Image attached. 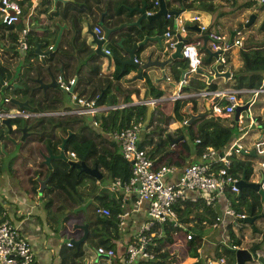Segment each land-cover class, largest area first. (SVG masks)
Segmentation results:
<instances>
[{
  "label": "trees",
  "instance_id": "1",
  "mask_svg": "<svg viewBox=\"0 0 264 264\" xmlns=\"http://www.w3.org/2000/svg\"><path fill=\"white\" fill-rule=\"evenodd\" d=\"M94 1H96V4L100 2L98 0H83L81 4L74 1H67L64 4H62L61 2H56L54 9H50L47 8L46 5L51 4V0H47V2L45 3L46 5L44 6L45 8L43 13L46 17V20L52 21L54 27L53 33H56L59 25L58 23L61 20L69 25L67 28H65V31H67V34L71 32V37H64L65 48H62L61 46L63 42L62 38V41H59L60 44L57 45L55 50L50 53L48 57L44 58V60H46L49 67L52 68L54 76H57V73H59L61 78L64 80L73 77L74 82L73 84H71L69 92L63 91L57 85H55L54 87L46 88L44 94H42L41 90L38 88L31 89L34 83L29 78L30 76H34L35 71L41 77H44L46 75L44 66H41L40 64L34 66L25 65L24 69H22V72L17 71L21 73L16 72V77H14V79L17 81L16 83L20 84L22 88H17L18 86L8 88L10 92H21L22 97H25L28 100L30 107L28 108L26 106H22L21 109L37 112L50 110L57 105V102H59L58 93L60 91L67 93V96L69 97L72 95V93H75L76 97L81 96L84 97L85 100L94 99V104L96 105L115 104L119 101L120 97H123V100H128V94H124V90H128L129 88H124L120 84L119 79L124 73L127 72L130 66H126L124 69L120 70L119 65H117V67L112 71L111 74H104L103 72H101L99 57L93 53V50L92 48H90L89 43L87 41H84V38L80 35L82 20L80 14L82 11L83 13L84 11L85 13L86 11L91 13V3ZM112 1L125 3L128 0H107L106 5L109 6ZM191 2H195L194 5H196V8H200L206 11H213L214 9V4L208 0H192ZM191 2L189 1L186 4H190ZM149 3L151 5L152 0H150ZM251 4H253L252 0H244L239 4V6L247 7ZM119 6L123 7L122 4ZM105 8L109 9L108 7ZM22 16L23 10L21 17L13 25L5 26L0 23V42L3 43L5 41H8L14 47V50L11 53L5 50L3 47L0 50L4 54H9L8 56L10 57L11 55L17 54V49H15L17 46V32L21 30L25 23H23ZM121 20L122 17L117 18V21ZM95 25H97V23H95ZM35 33V30L28 29L25 34L28 48L24 50V56L27 60L29 59L28 57L34 55V41H39V38L37 35H35ZM139 38L140 35H138L135 39ZM46 43H48V41ZM73 48L76 50V53L74 55L71 53ZM82 51L86 52L85 56H77L79 52ZM237 53L241 62V68H238L237 70L231 72V76L227 79L231 80V84H229L230 87L237 88L241 85L251 88L259 87L264 75V41L257 42L242 39L240 41V46L238 47ZM200 60L203 63L207 62L205 58H202ZM60 63H62L61 70L58 71L57 68ZM178 65L185 66L184 60L181 59ZM241 70L242 72H239ZM171 73L174 79L178 78L179 71L177 69H174L172 67ZM11 74L12 71L8 69V66L0 62V79L8 82L12 78L10 77ZM197 75V72L192 73V75L190 74V76L186 79V83L182 85L180 89L194 90L201 88L205 83ZM216 87V83H208L209 89H213ZM150 93L151 98L157 99L161 96L162 91L159 89H150ZM7 96L8 95H3L2 100H4V98H7ZM6 103L13 106L11 103ZM195 104L196 103L193 98H176L174 100L168 101H154V106L150 111L149 119L145 122L144 125V138L140 145H143V143L150 145L148 153L151 157L155 158V161H160L164 164L177 165L180 163L178 158L182 157L181 155L183 151L180 148L174 150H166L163 148V145L166 143V141L171 140L172 138L174 139L176 135L171 138L170 136H168V133L162 134L164 128L159 126L160 123L166 125L171 120L182 122L183 126L186 128V140L191 142L192 149L198 156L202 151H204L205 148L212 147L218 149L228 141L230 130L225 124H222L220 121V117H228V115L213 116L207 113L203 116H198L191 119L188 123H186L185 121L183 122L184 119L188 118V113L184 109L185 106L188 107L190 112H194ZM146 112L147 107L145 104L128 105L121 108L115 107L107 110L106 112H95L92 119L96 121L97 129H89L87 133L88 135L75 133L71 140H73L74 138L78 140L88 139V143L85 144L84 150H82L84 151L82 153H85V159H90V164L96 163L101 174L102 172H106L110 175L112 181L115 179V177H119L121 182H125L130 175V164L127 161H124V159L122 158L117 143L113 140L107 139L102 134L101 130L107 131L124 129L125 127L130 125L131 122L143 119L146 115ZM40 117L48 116H39L37 118ZM256 119L258 123H260L259 118L256 117ZM153 120L155 121V123L150 129H148L147 127L152 124ZM13 121L17 122L18 119H15ZM66 123L73 124L75 123V121H67L65 122V124ZM39 124L40 122H35L33 123V126H37ZM152 132H154L155 135L154 139L149 136ZM42 136L47 137L48 135L43 134ZM35 139L40 140L41 137H37ZM245 155H247V158L241 156L236 157L235 155H232L231 163L227 169V172L235 176L236 178L244 174L245 178L248 179L250 174L252 173V163L251 160L248 159V155L250 154L247 153ZM98 156H100V160L95 161ZM61 164L65 165V163L62 162ZM216 164L217 166H221L220 162ZM51 174L52 175L50 176V181H53L54 178L60 181V178L70 179L71 177H74L73 170L65 173H58L53 171V173ZM76 177H78V180L71 182L69 186H72L75 193L81 198L82 191H78L76 189V185L81 181V178L83 177L88 178L89 181L92 182V184L95 178L86 173H79L76 175ZM57 187H59L60 191H63L62 185H58ZM63 192L68 196V192ZM223 194L224 198L229 202V205L235 214V216L232 218V221L227 224V240L229 242V245L239 246L242 236L235 235L232 227L234 224L241 223L242 219L238 216L239 214H260L261 201L259 199V194L252 189L241 190L239 194L238 192L233 193L229 191H226ZM94 199L97 201V204L90 203L87 206V209L90 208L93 211L94 207H96L97 205L107 207L109 210V215L102 217L96 215V219L94 221L88 220V223L91 225H102L103 227L107 225L112 231V236L116 237V215L121 212L120 197L114 196L113 192H111L110 194L96 193L94 195ZM216 203L217 202L205 204L203 202V199L200 197H197L194 201L184 199L182 201L175 202L173 208L176 212L177 224L173 225L170 219H166L163 222H153L149 228V230L153 232V235L151 236V244H148L147 246L148 250H151L153 252V258L140 260L136 264H167L168 260L173 259L176 256L172 252L169 253L166 250V247L180 238L183 239V244L187 250L188 255L197 257V247L201 239V233L199 232V229L205 226L216 225V223H218L220 219ZM77 212L74 213L75 216ZM262 216L264 218V214ZM5 218L6 217L4 214V210L0 203V222ZM253 220L251 223H253ZM189 222L193 223L189 225ZM238 228L240 229L241 226H239ZM186 232L191 233L189 239L185 238L184 236ZM97 234H100L99 230L95 231L92 236H97ZM88 236L89 233L86 237ZM107 240L108 239L106 238L102 239L100 244L104 247L112 249L114 244L112 242H106ZM72 247V253L68 254V260L70 264H81L82 259L85 256V252L81 248V244H79L77 247ZM62 250L63 249H61V252H63ZM216 253H220V256L224 258L227 264L233 263V255L226 246H223L219 251L215 250V254ZM64 260L65 257H63L62 254V259L59 264H64Z\"/></svg>",
  "mask_w": 264,
  "mask_h": 264
},
{
  "label": "crops",
  "instance_id": "2",
  "mask_svg": "<svg viewBox=\"0 0 264 264\" xmlns=\"http://www.w3.org/2000/svg\"><path fill=\"white\" fill-rule=\"evenodd\" d=\"M17 1L22 6V9H23L22 18H24V16H25V19L32 17L33 12H36V11L42 12L41 10H42V8H44V6L46 5L45 3L47 2V0H17ZM68 1H71V0H68ZM73 1L76 3L78 2L79 4H81L83 2V0H72V2ZM98 1H100L98 4H96V1L91 3V9H92L91 13L86 11V13H89V14H86L85 11H84V13L82 11L80 14L82 17L80 35L84 38V41H87L88 43L90 40V35L88 32H86V25L85 24H86V22H89L91 25L90 27L93 30L95 23H97L96 21L99 17L100 12L103 11L105 9V7H108L109 9L118 12L120 14V16L122 17L121 21H127V20H130V18L125 19V17L129 16L130 11H128L126 7L127 6H133L135 4L140 5V3H141V0H128L125 3H121V2L118 3L117 1H112L111 4L108 6V5H106L107 0H98ZM223 1H224V4H226V5H224L221 8L225 9L226 13L228 14L230 9H234L231 6L232 1H229V0H223ZM183 2H184V9L188 5H194V3H195V2L190 1L191 2L190 4H186L188 2V0H183ZM121 4L123 5V7L119 6ZM170 7H172V8L177 7V3L175 0L172 1V3L170 4ZM215 9H217V7H215V5H214V10ZM239 11H241V10L239 9L238 12ZM218 12H219V10L217 11V13ZM243 12H244V10H243ZM193 13H198L200 15V18H201L202 22L206 25L207 30H211V29L215 30L214 25L221 27V23H222L221 17L223 15L215 18V15H218L217 13L214 16H212V15H210L211 12L200 9V8H196V7L194 8ZM205 13H207V15ZM184 15L185 14H184V10H183L178 16H182L183 18L187 17ZM43 17H44V21L47 22V25L44 28L35 29V31H36L35 35L38 36V38H39L38 42H41L42 46L48 47V45H51L53 43V40L55 38L56 33H53L54 27H53L52 21L46 20L44 13H43ZM25 19H24V22H25ZM175 19L177 22V18H175ZM185 21H187V23H185ZM58 24L59 25H61V24L66 25L67 23H64L63 21L60 20V22ZM184 24L186 27H188L190 25L191 26L194 25L193 22L186 20V19H184ZM178 25H179V23H178ZM68 26L69 25L67 24L66 28ZM157 26L159 28V32H161V33H163V31H165L168 28H170L173 31V33L176 31V29L175 30L173 29V26L176 27V24H175V21L173 22V16H171V15L169 17H166V16L160 17L159 20L157 21ZM203 32H205V31H203ZM188 33L189 32L186 29L184 35H186ZM199 34H200V32H199ZM119 35H122V34L118 33V36ZM64 37H66V38L71 37V32L67 34V31H65V28L62 29V33H61V36L59 39V41H62L61 39L63 38V42L61 44L62 48H65ZM50 40H51V42H50ZM134 40L135 39H133L131 42H133ZM47 41H48V43H46ZM0 43H2V42H0ZM59 44L60 43L58 42L57 45H59ZM2 45H0V49H2V47H3ZM199 45H200V42H199V44L196 45L197 48ZM239 46L240 45L232 46L225 53L226 64H227V67L229 68L230 76H231V72H232L231 64L234 62V57L235 58L237 57L234 52H235V50L238 49ZM103 47L109 48L110 51L113 50L119 57H122V55H121V54H123L122 51L114 44V42H113V45H110L109 41L105 42ZM90 48H92V47L90 46ZM15 49H17L16 55L10 54L11 55V57H10V56H8L9 54H2V57L4 60L0 56V62L2 61L5 63H8V65L7 64H5V65L8 66V69L11 70L12 73L15 72V68H14L15 65L19 66V69H18L19 71H22V69H24L25 65H33L34 66L33 61H30V60L34 59L33 55L31 57H28L29 59L27 60L24 56V50H21L18 46H16ZM198 51L200 53V59H202V58L206 59V56H207L206 53L203 50H200L199 48H198ZM0 52H1V50H0ZM50 53H52V52H50ZM68 53H70V52H68ZM71 53L74 55L76 53V50L73 48ZM85 54H86V52L82 51V52H79V54L77 56L84 57ZM142 54L136 52L135 58L137 60H141ZM167 55H168V53H167ZM167 55H165V53H164V55H162V57H165ZM237 55H238V53H237ZM124 57H126V56H124ZM5 58H7V59H5ZM36 58L38 59L39 64L41 66H44V68L46 66H49L48 63L46 62V60H44V58H46V56L41 57L43 62L40 61L39 55H37ZM181 59L184 60V62H185V59L183 57H180V58L174 59L170 65H167L164 67L165 79L158 78V76H159V68L158 67L154 66V67H150L149 69H141L140 75H138L139 68L127 65V66H130V68L127 70L126 73H124L120 77L119 82L124 88H129L128 90L127 89L124 90V94H128V98H127L128 100H123V97H120L119 101L116 102L115 104H101L104 106V109H102L100 111L106 112L109 109L117 107V106L110 107L111 105H120L123 102H125L124 103L125 107L128 105L145 104L147 107V112H146L145 117L143 119H141L142 128H144L145 122L149 119L150 111L153 109V106H154V102H152V103L146 102V100L151 98L150 89H153V90L159 89L162 91L161 96L159 98H157L156 100H158V101L172 100L170 97L173 96L174 94H176L177 92L181 91L180 87L186 83V79L190 76L191 73H188V72L184 73L183 81L185 83H179V78L174 79L172 77L171 68L173 67L174 69H176L175 67L179 64V61ZM99 60H100L101 71L104 74L105 73L111 74L112 71L117 67V65H119V63L116 60L111 59L109 67L106 68L105 67V65H106L105 58L99 57ZM206 61H207L206 63H203L200 60L199 64H198V68H200L202 71L207 72V71H210V64L213 62V58H210L208 60L206 59ZM235 61H237V63H239V61H240L239 56L235 59ZM2 64H4V63H2ZM185 64H186V62H185ZM50 69L52 71V68H50ZM57 69L58 70L61 69L60 65L58 66ZM119 69H120V65H119ZM120 70H122V69H120ZM45 71H46V68H45ZM16 72H15V74H16ZM37 74L38 73L35 71L34 76H30V78H29L34 83V85L31 87V89L37 88L36 87L37 83L32 79ZM12 75H14V74H12ZM58 75H60V74L57 73V76ZM38 76L41 77L39 74H38ZM197 76L201 80H203V82L205 83L199 89H204L205 86H207L206 89H209L208 85L205 82V76L202 73H198ZM12 78H14V77H12ZM11 79H10V81L13 83V84H10L11 86L7 84L10 81L6 82L5 80H3V82L5 84L4 89L8 90V88H10V87H17V86H18L17 88H22L21 85L16 83L17 81L15 79H13L14 82ZM41 79L43 81L49 80V76H48L47 71H46V75L44 77H41ZM227 79L223 80L222 77H216V78H213L211 80V82L216 83L217 87H220L218 85L220 83L221 84H224V83L231 84V81L227 80ZM50 87H52V86H50ZM228 88H230V86ZM38 89H40V88H38ZM195 90H198V89H194V90L189 89V90H182V91L188 92V91H195ZM126 92H129V93H126ZM9 93L10 94L8 96L12 95V96L18 98L19 100L26 99L25 97H22L21 92H10L9 91ZM41 93H42V91H41ZM42 94H44V93H42ZM75 97H72V96L69 97V96H67V93H65L64 95L59 94L58 95L59 102H57V105L54 108L45 111V112H49V113L51 112V113L50 114H41V115L42 116H48V117H50V116L64 117L67 115H76V114H71L70 112H68L70 109H72L78 105ZM76 98L84 99V97H81V96L76 97ZM184 98H188V97H184ZM198 100H199V102L195 104V111L191 112V113H203V112H205L204 101H207L208 103H210L211 97L200 95V96H198ZM71 101H73V103ZM138 101H139V103H138ZM200 105L202 106V108H199ZM124 106H119L118 108H121ZM55 111H59L62 114H53V112H55ZM45 112H43V113H45ZM93 114L92 115L89 114L91 116V119L93 117ZM184 121L186 122V119H184ZM154 123H155V121L153 120L151 126L150 125L149 126L152 127V125ZM159 126L164 128V131L162 134L168 133L169 134L168 136H170L171 138L174 137V135H176L174 137V139L172 138V140H173L172 144L170 145V144L165 143L163 145V148L166 145H168L167 149L166 148H164V149L174 150V149L180 148L183 150L182 155H181L182 157L178 158L180 163L177 165L173 164L174 166H176V169H180V167H182L183 165H185L189 161H192L198 157V155H196L192 149L191 142L186 140V137H185L186 128L183 126L182 122L171 120L166 125L163 123H160ZM255 128H257V127H255ZM104 131L101 130L102 134L107 139H109L107 137V134L104 133ZM143 132H144V130H143ZM151 134L154 135V132H152ZM257 134H258V132H256L254 134L253 138ZM13 136L18 137L19 134L16 133ZM56 138L52 139L53 142H55L54 140ZM72 138H73V136H71L70 138H69V136L66 137L65 141H64V145H63V150L65 153L66 159H69L70 161L77 160V154L75 157H71V156L68 157V155H67V151L70 150L68 146H70V140ZM180 138H182L183 140H180ZM109 140H111V139H109ZM242 141H244L243 148L246 149L247 151H250L252 149V146H251L252 140H251V143H250V138H245ZM25 142L36 143L37 140L33 136H31V137H28ZM57 144H58V142L55 143V148H56ZM52 150H53V148H52ZM54 152H58V148H56V151H54ZM5 153H6V151H4V154ZM33 155H34V153H33ZM239 156H240V154H238L236 157H239ZM36 157H38V156H34V158H36ZM10 162H12V163L10 164ZM30 162L31 163H26L25 168H23L22 166H20L18 164V162H17V164H15L14 159L12 160V158H11V161H9V162H7L6 159L4 162L0 161V203H1V206L4 210V214L6 217L5 219L8 220L9 222H11L24 235V237L28 241V244H29L31 252H32L31 264H59L61 259H62V254H63V257H65L64 264H70V262L68 260L69 259L68 254L72 253V250H73L72 246L73 245H67L66 242L70 238L79 237L82 233L81 229H79V228L71 229V226L75 222H88V219L82 218V216L77 215L78 213L75 216L74 213H76V212H72V208L74 206H76L77 204L83 203L88 198L91 199V201H92L91 203H95L96 200L94 199V195L96 193L101 194L100 190L102 189V187H98L99 186V179L101 177L99 179L95 178L93 184L91 181H89V185L87 188H84L83 190H78V191H82L81 198H80V196H78L75 193V191H71V186H69L71 182L76 181L78 179L74 180L73 177H71L70 179H64L65 181L64 180L59 181L56 178H54L53 181H50V176L52 175L51 174L49 176L48 181H47V187L43 188L41 194L38 195L36 193V187L38 184L34 180V175H35V173H38L39 177H44L48 173V171L46 169L45 164L40 162L39 159L34 161V162H32V160L30 159ZM85 162L90 166H92L94 164V163L90 164V162H91L90 159H88V160L85 159ZM54 163H55V161H51V164H54ZM115 168H116V166H115ZM101 176H102V174H101ZM253 176H255V177L252 178ZM257 176H258V173H255V171L252 170V175L250 178L256 179ZM171 177L172 178L175 177V174L173 173L171 175ZM58 185H62L63 191L68 192V196L63 191H60L62 194L55 193L56 191L57 192L59 191V187H57ZM54 188H56L57 190ZM106 189H107V192L109 194L111 192H113L114 196L120 197L121 212L125 210V211H127V215L124 217L122 225L121 226L117 225V236L116 237L112 236V231H111L109 226L105 225V227H103L101 225L99 228L97 227L94 230L93 227L98 226V225H91L88 223V230L90 232H92V234L95 231L99 230L100 234L99 235L97 234L98 236H101L102 239L106 238V239H108L106 242H110V243L112 242L114 244V246L112 248L113 253L111 255H108V256L107 255H97L93 250L88 251L85 249L87 254L82 259L81 264H122V256H123V252H124V248H125L126 244L128 242L132 241L133 239H135L136 232H137L139 225L146 218L145 217V209H146V205H147L146 201L138 200L136 195L132 192H126V193L123 192L121 188L114 185L112 180H111V183L109 185H107ZM247 189L248 188H242V190H247ZM186 194L190 195V196H196L195 191H186ZM223 199H224L223 196H219L217 203H216L217 204L216 207L218 209L219 216H220L218 223H216V225L205 226V227L199 229V232L201 233V239H200L199 245L197 247V251H198L197 257H193V256L188 255L187 250L183 244V239L180 238V239L176 240L174 243H172L171 245L166 247V250L169 253L172 252L176 256L175 258L168 260L167 264H188L192 260H194L195 258L200 260L203 263V262H207L208 259H215L216 260L219 257H221L220 253L215 254V250L219 251L223 246L227 247V242H228V240H227L228 239V237H227V224L230 221H232V218L229 215H227V214L222 215V213H224L223 209H222ZM262 200H264V198ZM262 208L263 207L261 206V212L253 220V223L250 225L248 224V227L249 226L252 227V231L250 232L248 230V227L244 228V230H248L249 236L252 238V241L249 243V245H252L253 243H262L264 240V218L262 216L264 213L262 211ZM192 223L193 222H189L188 224L190 225ZM237 236H239V235H237ZM241 244H242V239H241L240 245ZM82 245H83V242L81 243V248H82ZM61 249H63L62 250L63 252H61ZM221 258L225 262L224 258L223 257H221ZM67 261H68V263H67ZM231 264H233V263H231ZM251 264H256V263L253 262Z\"/></svg>",
  "mask_w": 264,
  "mask_h": 264
},
{
  "label": "built area",
  "instance_id": "3",
  "mask_svg": "<svg viewBox=\"0 0 264 264\" xmlns=\"http://www.w3.org/2000/svg\"><path fill=\"white\" fill-rule=\"evenodd\" d=\"M258 3L264 2V0H256ZM152 5H156L153 1ZM22 6L17 0H0V13L1 19L0 23L8 26L16 23L22 14ZM153 8L151 9V11ZM150 11H148L149 13ZM166 17L170 15L166 14ZM177 22L175 19L176 27L175 29L185 37L184 33L187 27L184 24V19L189 20L194 23V25L199 27L200 32L205 31L207 33L209 40H207V45L211 50L217 51V59L219 60V68L223 70L227 67L225 53L232 46L240 45V29L236 28L231 40H228L227 35L220 33L216 30H205L206 25L202 22L200 15L198 13H192L187 17L177 16ZM179 23V25H178ZM28 26L24 23L20 31L17 32V46L21 50L28 48V43L26 40V31ZM93 31L98 37H101V29L99 25H94ZM164 48L167 51L174 49V44L176 39L174 33L170 28L166 29L162 33ZM197 40L187 39L182 42L180 46L181 57L185 59L187 72L196 73L198 64L200 61V53L197 48ZM105 53H110L109 48H104ZM134 61H139L136 58ZM167 78V77H166ZM264 75L262 77V82L259 87L251 88L241 85L237 88L233 87H216L213 89H198L195 91H181L177 92L170 98L172 100L176 98L191 97L198 103V96H210L211 100L208 104V112L213 116H227L230 112L234 110V107L239 104L241 99L236 95L237 93L251 92L252 95L248 99L247 110H248V121L242 123V115L238 112L237 118L233 121V125L237 127V130L241 133L226 142L222 147L215 149L212 147H207L202 151L199 156L186 163L180 169H176L173 164H164L160 161H155V158L151 157L148 153L150 148L149 144L140 143L143 141L144 134L142 128L141 120L131 122L130 125L121 130H108L107 137L115 141L119 147V152L121 153L124 161L130 164V175L125 182H121L119 177H115L113 180L114 185L122 189L123 192H132L136 195L138 200L146 201L145 209V220L139 225L136 237L132 241L128 242L124 248L122 256V264H136L140 260H147L153 258V252L148 250V244H151V236L153 232L149 230L153 222H163L166 219H170L173 225L177 224L176 212L173 208L175 202L182 201L184 199H189L194 201L197 197L203 199L205 204H210L217 202L219 196H223L224 192L229 191L237 193L238 189L235 185L236 177L227 172V169L231 163V156L241 153H248L246 149L243 148V137L246 135V129L249 127L261 128L257 135L252 139V149L254 154H262V159L259 162V170L262 172V180L260 185L264 188V126L262 127L258 123L256 116H252L249 112V107L253 104L255 97L259 92H264ZM56 85L63 91L69 92L71 84L74 82V78L71 77L67 80L61 78L58 75L55 78ZM179 83H185L179 80ZM72 97L75 94L72 93ZM77 106L70 109L68 112L71 114H90L98 112L104 109L103 105L94 104V99L84 100L82 98H76ZM156 99L150 98L146 102H154ZM7 102V98H4ZM123 102L120 105H111L110 107L124 106ZM139 103V101H138ZM58 112V113H57ZM51 113V112H50ZM21 115L26 117L30 113L23 109H16L10 111L6 109L5 111H0V116L14 117L15 115ZM53 114H62L59 111L53 112ZM184 121V120H183ZM91 124L97 126L94 119H91ZM151 126V125H150ZM148 126L147 128H151ZM254 127V128H255ZM153 139L155 135H149ZM180 140H183L180 138ZM68 157H75L76 152L73 150L67 151ZM253 154V155H254ZM220 162L221 166H217L216 163ZM175 177H171L172 174ZM186 191H195L196 196H190L186 194ZM225 207L222 213L227 214L230 217H234L235 214L229 205V202L225 200ZM93 213L99 216H108L109 210L107 207L96 206L93 209ZM127 215V211H122L116 215L117 225L121 226L124 217ZM239 217H243L244 214H239ZM185 238L189 239L191 236L190 232L185 233ZM67 245H71L68 241ZM233 246V245H231ZM235 247V246H233ZM97 255H111L113 253L112 249L97 246L95 249ZM262 253L264 256V245L262 248ZM32 262V252L28 241L24 235L8 220L4 219L0 222V264H31ZM218 262H223V259L219 257L218 259H208V264H218Z\"/></svg>",
  "mask_w": 264,
  "mask_h": 264
},
{
  "label": "water",
  "instance_id": "4",
  "mask_svg": "<svg viewBox=\"0 0 264 264\" xmlns=\"http://www.w3.org/2000/svg\"><path fill=\"white\" fill-rule=\"evenodd\" d=\"M68 0H51V7L50 9H54L56 2H61L64 4ZM72 1V0H71ZM156 2V5H150V0H141L140 5H133V6H127V10L130 11L129 16L125 17V19L130 18V20L127 21H117V18L120 16V14L114 10L105 8L103 11L100 12L99 17L97 19V25L101 28V37H98L97 34L91 29L89 22H86V32L90 35L89 44L92 47L93 53L96 54L98 57L105 58L106 65L105 67H109L111 59L116 60L119 65L120 69H124L127 65L134 66L139 68L138 75H140L141 69H149L150 67H158L159 68V76L160 79H165V69L164 67L167 65H170L174 59L180 58V46L182 42L187 40V37L182 36L179 31L174 32V37L176 39V42L174 44V49L171 51H167L164 48L163 44V36L159 32V28L157 26V21L160 17L165 16L166 14L173 16V22L175 21V18L184 10V2L183 0H175L177 3L176 8L170 7V4L174 0H152ZM191 1V0H189ZM188 1V2H189ZM153 10L151 11V9ZM148 11H150L148 13ZM121 17V16H120ZM254 18V14L251 13L248 16V19L245 21L244 25H240L238 29L241 27L247 26ZM66 28V25L61 24L58 25L55 38L53 40V43L44 51L40 49V45H42L41 42L34 41L33 43V52L37 55H39V59L41 62L42 56H47L50 52H53L55 48L57 47V43L59 42L62 29ZM173 29L175 30V26H173ZM187 29L198 31L199 27L196 25H190L187 27ZM234 31H230L228 34V40H231ZM122 34V35H119ZM138 35H140V39H135ZM198 39L197 42H200V45L198 48L200 50H203L206 53V59L213 58V62L210 64V71H202L200 68H197V73H202L205 76V82L208 85L209 82L213 78L216 77H222L223 80L227 79L230 76V71L228 67H225L223 70H220L219 68V60L217 59V51L211 50L207 45V40H209L207 33L200 32V34L197 36ZM111 39H114V44L122 51L123 54L122 57H119L113 50L110 51V53H105L103 51V45L105 42L110 41ZM133 39H135L133 42H131ZM131 42V43H130ZM143 53L142 58L139 61H134L135 53ZM168 55L165 57H162V55ZM126 56V57H124ZM60 63V67H61ZM46 71L49 76L48 81H43L41 77L38 76V74L32 78L37 83V88H40L42 93H44V90L50 86L54 87L56 85L55 76L54 73L51 71L49 66H46ZM176 69L179 71V80H182L184 73L187 72V67L177 65ZM61 70V69H60ZM58 70V71H60ZM1 88L0 92L4 89V82L0 79ZM13 84V83H12ZM207 86L204 87L206 89ZM190 98V97H188ZM7 102L11 103L13 106L18 107L19 109L22 106L30 107V104L28 103L27 99L19 100L18 98L10 95L7 96ZM208 102L204 101L205 106V112L203 113H191L187 106H185V111L188 113V118L186 119V123H188L191 119L203 116L207 114L208 112ZM8 107H11V105H8L6 102L2 103V106H0V111H5ZM247 108V103L244 105L237 104L234 107L233 110V120L235 121L238 115V112L243 109ZM35 114H29L26 117H23L19 114L15 115L14 117L9 116H0V125L4 126L6 128V139L9 141H12L15 143L16 139L13 136L16 133H19V139L20 142H25L28 137L31 136H41L42 132L36 131V125L33 126V123L29 122L28 120L35 117ZM23 119V123H19V119ZM18 119L17 122H14L13 120ZM13 131V132H12ZM0 134V138H1ZM65 139L62 140L61 144L58 146V152H54L52 150V147L45 144L40 145V142L38 145L40 146V149L42 150L39 152V160L40 162L44 163L46 166V169L48 173L44 177H39L38 173H35L34 180L37 182L36 187V193L38 195L41 194L43 188L47 187V181L49 179V176L53 171L58 173H65L70 170H73L74 176H76L79 173H86L96 179H99L101 177V173L96 165L94 163L92 166L88 165L85 162V153H81L77 155V160L70 161L66 159L63 145H64ZM2 148V146H1ZM241 152L244 153V150ZM248 154L253 155L254 150L251 149L248 151ZM51 161H55L54 164H51ZM34 162V161H33ZM65 163L68 166L64 168ZM55 167V168H54ZM57 170V171H56ZM258 176L256 179L250 178L252 173L250 174L249 178L246 179L244 174H242L240 177H238L235 181V185L238 189V194L241 192L242 188H248L256 191L259 194V199L262 200L264 198V188L261 187L260 182L262 180V172L258 169L257 171ZM226 200V199H225ZM91 199L88 198L83 203L77 204L72 208V212H77L79 210L86 212L87 206L91 203ZM257 216V214H246L241 219V222L246 224H252V220ZM232 218V217H231ZM237 230L242 229V224H234L233 225ZM241 226L239 229L238 227ZM79 228L81 229L82 233L77 238H70L68 239V242L73 245L74 247H77L79 244H81L85 239L86 236L89 233L88 230V222H75L72 224L71 229ZM234 230V229H233ZM264 245V240L262 243H253L252 245H249L247 247L245 246H236L233 247L229 245V242H227V248L233 255V264H251L255 262L256 264H264V256L262 253V248ZM188 264H208L207 262H201L198 259L192 260ZM218 264H227L226 262H218Z\"/></svg>",
  "mask_w": 264,
  "mask_h": 264
},
{
  "label": "rangeland",
  "instance_id": "5",
  "mask_svg": "<svg viewBox=\"0 0 264 264\" xmlns=\"http://www.w3.org/2000/svg\"><path fill=\"white\" fill-rule=\"evenodd\" d=\"M208 1H211L215 5V7H217V9H215V10L213 9V12L209 11V12H211L210 15L214 16L218 10H219V12L217 13L218 15H215V18L223 15L221 17V22H222L221 27L214 25V27H215L214 29L216 31H219L220 33H224V34L228 35V33L230 31L235 30L240 25H244L245 21L248 19L249 14L253 13L254 14L253 20L247 26L242 27L240 29V33H239L240 41L242 39L252 40V41H257V42L264 41V2L258 3L256 0H252L253 4H251L250 6L240 7L239 4L244 0H233L231 2V6L234 9H230L228 14H227L225 9L221 8L224 5H226V4H224L223 0H208ZM195 6L196 5H188L184 9V14H185L184 16L191 15L194 11ZM259 6H260V8H259ZM46 7L50 8L51 4L46 5ZM44 8H42V10H41L42 12H38V11L33 12V16L28 18V19H25V16H24L23 23H24V19H25V24L31 30L44 28L47 25V22L44 21V17H43ZM239 9L241 11L238 12ZM243 10H244V12H243ZM205 14L207 15V13H205ZM0 19H1V13H0ZM185 23H187V21H185ZM205 30H207V28ZM187 31L189 33L186 34L185 36L188 39L195 40L197 38V36L199 35L198 31H194V30H190V29H187ZM113 42H114V39H111L109 41V44L113 45ZM2 44H3V48L5 50H7L8 52L11 53L14 50V47L12 46V44L10 42L5 41L3 43H0V45H2ZM237 51H238V49L235 50L234 53L238 57ZM2 54H4V53L0 52V56L3 59ZM33 57L36 58L37 54L34 53ZM236 58L234 57V62L231 64L232 71H235L238 68H241V62L239 61V63H237V61H235ZM30 61H32V60H30ZM1 63L7 64V63L2 62V61H1ZM14 68H15V72L19 71L18 65H15ZM15 72L12 73L14 75L11 74L10 77H16ZM21 72H17V73H21ZM239 72H242V70ZM13 79L14 78H12L11 80L14 82ZM8 84H12V82L10 81ZM0 85H1V83H0ZM218 85L223 86V87H229L230 86L229 84H226V83H224V84L220 83ZM226 85H228V86H226ZM9 94L10 93L7 89H3V91L0 92V106H2V103H3V100H2L3 95H9ZM58 94L64 95L65 93L63 91L62 92L60 91ZM236 95L241 99V101L239 102V105H244V104H246L248 99L251 97L252 93L251 92L237 93ZM71 102L73 103V101H71ZM199 108H202V106L200 105ZM7 109L10 111H14V110L19 109V108L16 106H12V107H8ZM239 112L242 115V119H243L242 123H246L249 119L248 110L246 108H243ZM249 112L252 116H256L259 118L260 124L263 127L264 126V92L258 93V95L255 97L253 104L249 107ZM232 117H233V111L228 114V117H220L221 123L225 124L230 130L228 141L237 137L241 133V131L237 130V127L235 125H233ZM28 121L31 123L40 122V126H43L44 130H45V128H47L51 124L63 123V122H67V121H75V127H74L73 133H76V134L78 133L81 135H88L87 134L88 130L89 129L91 130V128L97 129V126H93L91 124V116L89 114L67 115L64 117H61V116H59V117L50 116V117H40V118L33 117V118L29 119ZM19 123L22 124L23 119L20 118ZM254 127L252 126V127L247 128L246 129V135L243 137V139L250 138V143H251V140L253 139L254 134L256 132H260L259 130H261V128H254ZM6 131H7L6 128L4 126L0 125V134L2 136L0 138V161L1 162H4L5 159L7 160V162H9V161H11V158H12V160L14 159L15 164H17V162H18V164L20 166L25 168L26 163H31L30 159L32 160V162L39 159V152H41L42 150L40 149V146L38 145L37 142L36 143L20 142L17 140V138L19 139V136H18V137H15L16 141L14 143V142L6 139V133H7ZM44 142H45V140H44ZM171 142H173L172 139H171ZM42 143H43V141H42ZM55 143L56 142H53V146H52L54 151H56ZM87 143H88V139L78 140V139L74 138L73 140L70 141V146H68V147H69V149L76 152V154L78 155V154H81V152H84L82 150H84V146ZM166 144H168V141H166ZM1 146H2V148H1ZM167 147H168V145H166L164 148L167 149ZM4 151H6L5 154H4ZM33 153H34V155H33ZM245 154H247V153L241 152L240 156L247 158V155H245ZM34 156H38V157L34 158ZM248 159L251 160L252 170H254L255 173H257L258 169L260 168L259 162L262 159V154L256 153L254 155H248ZM67 160H69V159H67ZM99 160H100V156H98L95 159V161H99ZM11 163L12 162H10V164ZM67 166L68 165L65 164L64 168ZM254 177L255 176H253L252 178H254ZM73 179L74 180L78 179V177L74 176ZM61 180H64V179L60 178V181ZM110 183H111L110 175L107 174L106 172H102V176L99 179V186H98V187H102V189L100 190L101 194H107L108 193L106 187ZM88 185H89V179L83 177V178H81V181L76 185V189L77 190H83L84 188H87ZM54 189H56V188H54ZM71 191H74L72 186H71ZM55 193L62 194L60 192V190L58 192L56 191ZM260 201H261V206L263 207L262 211L264 213V200H260ZM95 204H97V201H95ZM222 204H223L222 209L224 210V207L226 206L225 205V198L223 199ZM77 213H78L77 215H80V216H82V218L88 219L89 221H94L96 219V215L93 213L92 209H90V208H88L86 210V212L79 210ZM241 224H242V229L236 230V228L234 226L232 229H234L233 231L236 235L242 236V244L239 246L247 247L249 245V243L252 241V238L249 236V232H248V230L250 232L252 231V227L251 226L248 227V224L243 223V222H241ZM97 227L99 228L100 225L93 227V229L95 230V228H97ZM245 227H248V230H244ZM101 240H102L101 236H98V235L92 236V232L89 231V236L86 237V239L83 241V245H82V249L85 252V255L87 254L86 250H88V251L93 250L95 252L96 247L101 246V244H100Z\"/></svg>",
  "mask_w": 264,
  "mask_h": 264
},
{
  "label": "flooded vegetation",
  "instance_id": "6",
  "mask_svg": "<svg viewBox=\"0 0 264 264\" xmlns=\"http://www.w3.org/2000/svg\"><path fill=\"white\" fill-rule=\"evenodd\" d=\"M160 34H162V33L160 32ZM49 46L50 45H48V47ZM48 47L47 46L46 47L41 46L40 49L42 51H44ZM48 56H46V57H48ZM32 61H33L34 65H38L39 64V62H38V60L36 58H34ZM55 77H57V76H55ZM73 124H70V123H66L65 124V122L57 123V124H51L47 128H45V130L43 129V126H40V124H39V125L36 126V131L42 132L41 136H34V138L41 137L40 140H37V143L40 142V145H43V147L45 146V144H47L50 147H52L53 146V140L52 139L57 137L54 141L56 143L58 142V144L56 146V148H58V146L61 144L63 139H65L68 136H69V138L71 136H74L75 133H73V132H74L75 123H73ZM17 134H19V133H17ZM43 134L44 135H48V136L47 137L46 136H42ZM44 140H45V142H44ZM42 141H43V143H42ZM168 144H170V145L172 144L171 140H168Z\"/></svg>",
  "mask_w": 264,
  "mask_h": 264
},
{
  "label": "clouds",
  "instance_id": "7",
  "mask_svg": "<svg viewBox=\"0 0 264 264\" xmlns=\"http://www.w3.org/2000/svg\"><path fill=\"white\" fill-rule=\"evenodd\" d=\"M242 28V27H241ZM101 29V28H100ZM186 65V64H185ZM56 78V77H55ZM6 102V101H4ZM21 109V108H20ZM23 110H26V109H23ZM27 112H30V113H37V115L35 117H39L41 114H50L49 112H45V111H40V112H37V111H28L26 110ZM45 112V113H43ZM42 116V115H41Z\"/></svg>",
  "mask_w": 264,
  "mask_h": 264
}]
</instances>
